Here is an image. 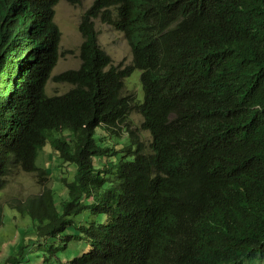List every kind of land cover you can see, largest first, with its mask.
<instances>
[{
    "label": "trees",
    "instance_id": "trees-1",
    "mask_svg": "<svg viewBox=\"0 0 264 264\" xmlns=\"http://www.w3.org/2000/svg\"><path fill=\"white\" fill-rule=\"evenodd\" d=\"M57 3L0 0V194L13 170L45 187L37 160L47 143L73 170L61 181L64 199L44 188L7 205L30 224L32 239L4 264H26L34 247L47 248L43 264L52 256V264L263 259L264 0H93L78 25L79 67L52 78ZM98 12L131 48L128 74L140 71L149 151L130 128L131 99L119 96L126 70L107 69L111 60L97 44ZM49 81L71 89L49 97ZM97 128H124L128 143L98 148ZM101 157L114 159L99 168ZM72 241L88 243L89 253L68 260Z\"/></svg>",
    "mask_w": 264,
    "mask_h": 264
},
{
    "label": "rangeland",
    "instance_id": "rangeland-1",
    "mask_svg": "<svg viewBox=\"0 0 264 264\" xmlns=\"http://www.w3.org/2000/svg\"><path fill=\"white\" fill-rule=\"evenodd\" d=\"M93 0H81L77 6H72L66 3L64 0H60L55 7L54 22L61 32V40L59 44L60 57L52 72V78L60 75L64 72L71 71V69H77L80 64L79 60V47L81 44V36L78 32V23L83 11L91 4ZM98 31V43L102 49L110 56L112 64L114 66H120L123 68L131 64L130 48L122 34L117 32L110 26L102 25L99 21L95 23ZM125 93L133 92L137 101L141 102L143 99V91L140 84V72L134 70L131 75L124 79ZM71 89L69 86L57 85L52 81H49L46 86V94L48 96H60ZM131 127L136 129L142 140L145 150L149 151V144L151 137L147 131H143L139 128L142 121V117L136 111L131 112ZM94 139L97 145H101L99 136L95 132ZM122 142V141H121ZM128 142L123 141L121 148ZM123 155V153L118 154ZM38 168L45 170L48 179L44 185L46 189L53 190L56 195L64 199V189L62 187V180L71 181L73 176V170L70 166L62 165V162L58 160L52 153L51 149L47 146L40 152L37 161ZM43 186L37 183L36 178L33 175L23 173L19 170H13L11 175L7 179L6 189L0 194V207L4 208V214L6 221L4 226L0 228V264H4L9 255L16 253V247L22 240H31L32 228L27 221H21V216L7 207V205L13 206L18 202H23L27 197L37 196L43 191ZM89 217L82 222L89 221ZM97 222L104 223L105 217L96 219ZM80 220H77V224ZM20 244V245H21ZM70 245H76L71 251L65 252V256L68 260L78 258L79 253L85 250L88 254V243L76 244L74 241L69 243ZM47 245L54 246V240H50ZM42 253L40 248L34 247L31 251L26 250L27 263L29 264H43V256L48 257V253H45L47 248H43ZM70 249V248H69ZM59 259L64 260L61 254H57ZM37 257V258H36ZM57 257L52 256L51 262L57 263ZM64 262V261H62ZM26 263V264H27ZM51 263V264H52ZM244 264H264V258H254L247 260Z\"/></svg>",
    "mask_w": 264,
    "mask_h": 264
},
{
    "label": "clouds",
    "instance_id": "clouds-1",
    "mask_svg": "<svg viewBox=\"0 0 264 264\" xmlns=\"http://www.w3.org/2000/svg\"><path fill=\"white\" fill-rule=\"evenodd\" d=\"M60 0H58V2H59ZM66 3H68L66 0H64ZM81 1V0H80ZM80 1H79V3H80ZM93 2V1H92ZM92 2H91V4L83 11V13L82 14H84L86 11H88V8L89 7H91L92 6ZM78 3V4H79ZM58 4V3H57ZM69 4V3H68ZM77 4V5H78ZM69 5H71V4H69ZM77 5H72V6H77ZM56 7V6H55ZM55 7H54V11H55ZM81 14V15H82ZM54 16H55V13H54ZM112 17H113V19L115 20V21H117L118 20V12L117 11H114V10H112ZM80 21H81V16H80V19H79V23H80ZM96 21H99L102 25H106V26H110V27H112L113 29H115L117 32H119L120 34H122L120 31H118L112 24H109V23H107V22H105V21H103V19H102V17H101V13L100 12H98L97 13V15L95 16V17H93V19H92V23H93V28L95 29V31H96V33H97V44H98V46L102 49V47L100 46V44L98 43V31H97V29H96V25H95V23H96ZM79 23H78V25H79ZM59 29V28H58ZM60 31V30H59ZM79 32V31H78ZM61 33V32H60ZM80 34V33H79ZM80 36H81V34H80ZM124 37V36H123ZM81 39H82V36H81ZM60 40H61V37H60ZM126 40V39H125ZM82 42V41H81ZM127 42V41H126ZM60 44V43H59ZM127 44H128V42H127ZM129 46V45H128ZM80 48V47H79ZM129 48H130V46H129ZM103 50V49H102ZM104 51V50H103ZM105 52V51H104ZM106 53V52H105ZM130 53H131V64H129V65H127V66H125V67H123V68H120V66H114L113 64H112V61H111V65L110 66H108L107 67V69L109 68V67H111V68H113L115 71H117V72H124L127 68H130V67H132L133 65H132V60H133V56H132V51H131V48H130ZM107 54V53H106ZM108 55V54H107ZM109 56V55H108ZM109 58H110V56H109ZM80 60V59H79ZM110 60H111V58H110ZM80 65V64H79ZM135 69H132V71L128 74V72H127V70L125 71V73L123 74V75H120V81H122V90H121V93H119V96L121 97V98H123V99H131V101H130V113L129 114H127V117H128V121H129V124L131 123V117H130V115H131V112L132 111H136L137 113H139L140 115H141V117H142V114L140 113V111H139V109H138V107L143 103V100H144V94H143V99H142V101L141 102H139V101H137V99L135 98V96H134V94H133V92H131V93H125L124 92V89L126 88L125 86H124V79L125 78H127V77H129L130 75H131V73L134 71ZM140 72V71H139ZM126 75V76H125ZM127 89V88H126ZM127 90H129V89H127ZM143 91V90H142ZM48 96V95H47ZM50 97V96H49ZM142 121H143V117H142ZM142 121H141V123H142ZM140 123V124H141ZM130 128L131 129H133L132 127H131V124H130ZM139 128H140V126H139ZM141 129V128H140ZM134 130V129H133ZM136 130V129H135ZM142 130V129H141ZM95 132L97 133V135L99 136V140L102 142V144L99 146V145H97V147L98 148H104L105 146H107V147H110V148H112L113 150H115V151H117V150H120L118 147H117V144L120 142V141H123V140H126L127 139V142H128V137H129V134H128V131L126 130V129H124V128H121V129H119V130H115V132L114 133H109V132H107V131H103L101 128H97L96 130H95ZM149 134V133H148ZM95 142H96V140H95ZM49 147V144L47 143L46 144V147ZM50 148V147H49ZM45 149V148H44ZM43 149V150H44ZM42 150V151H43ZM41 151V152H42ZM52 151V150H51ZM52 153H53V155L57 158V156H56V154L52 151ZM39 158V157H38ZM111 160H113L114 158L112 157V158H110ZM110 159H107V157H104V158H98V159H96L97 161H96V165L99 167V168H101L102 166H106L107 165V163L109 162V163H111L109 160ZM59 160V159H58ZM38 161V160H37ZM41 169V168H40Z\"/></svg>",
    "mask_w": 264,
    "mask_h": 264
}]
</instances>
